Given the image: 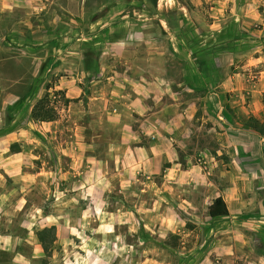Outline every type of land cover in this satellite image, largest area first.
Segmentation results:
<instances>
[{"label": "rangeland", "instance_id": "obj_1", "mask_svg": "<svg viewBox=\"0 0 264 264\" xmlns=\"http://www.w3.org/2000/svg\"><path fill=\"white\" fill-rule=\"evenodd\" d=\"M70 18L104 21L82 56H24ZM134 84L160 89L145 103L164 139L116 100ZM46 95L55 119L32 120ZM122 135L154 149L148 168L110 157ZM20 148L40 170H0V264H264V0H0V149ZM83 151L106 164L64 154Z\"/></svg>", "mask_w": 264, "mask_h": 264}, {"label": "crops", "instance_id": "obj_2", "mask_svg": "<svg viewBox=\"0 0 264 264\" xmlns=\"http://www.w3.org/2000/svg\"><path fill=\"white\" fill-rule=\"evenodd\" d=\"M28 2H31V0H27ZM22 6L23 5V1H22ZM78 6V5H77ZM77 8V9H76ZM75 10L69 9L67 8L68 12H70L71 15H73V13H77L75 14L76 17H80L82 19L83 17V13H84V5H80L78 7H76ZM58 17V16H56ZM74 18H70L68 21H61V20H57L56 21V25H57V33H52V34H42V37H44L43 40H46L48 38V36H51V40H46L44 41V45L41 44V46L39 47H30L33 48V51H24V56H30L32 55V57L38 58V55L41 54L39 53L41 51L42 48L46 47V45H49L50 50H47L45 52L46 56L50 59H65L67 58V56H72V55H76V56H82V49L86 48V44L90 41V38L93 37H98L99 35H101V29L104 28V21H102L101 25L99 26V19H97L95 22L92 23H86L85 24V28L83 29L81 27V25H79V23L76 20H73ZM101 22V21H100ZM96 24V25H95ZM91 29V30H90ZM95 31V32H93ZM43 40H40L41 42H43ZM28 47V46H27ZM37 48V49H36ZM48 48V47H47ZM40 50V51H39ZM85 52V51H84ZM73 79V78H72ZM67 84H70L69 82ZM60 88L63 87V85L61 84L59 86ZM64 93H65V97L66 98H73L74 97V89L71 85H64ZM80 89V88H77ZM116 92L115 95L117 96L116 100L121 99L120 101H124V103H127V101L129 102V105L131 107H133V110H136L137 112L141 113L142 111L144 112V115H146V113H148V110L146 108V98L149 97L151 98V101H155L157 102L158 100H161V96H158V93L160 92V89H157L155 86L153 85H145L142 86L140 84H134V94H132V96H128L127 93H123L124 89H122L121 87H116ZM81 91V90H80ZM80 96V92L76 97ZM90 99H95L97 102L98 101V97L97 96H93ZM81 100V99H80ZM142 108V109H141ZM144 108V109H143ZM71 107L70 104L68 106V108H66L67 112H70ZM68 115L71 116V113H69ZM110 119V118H109ZM115 120V119H114ZM111 121H113V119H111ZM117 121V120H116ZM116 122H112L111 124H115ZM142 124L146 125L144 127V132H143V136H149L153 131L156 132L155 135H151L152 138H155V136H159V139H164L165 135H167V127H164V123L160 122H154L150 116L147 117V115L145 116V118L142 120ZM159 126V128L157 127ZM131 137L138 138L140 137L139 135H132ZM79 138L81 137H77V139L79 140ZM158 138V137H156ZM129 138L122 135L121 137V144H120V149L115 150L113 147L114 146H110L111 148L110 150V157H113L114 160H117L118 162L122 160L121 165H125V166H135V168H137V166H139V168L143 167L148 168L145 166L146 162H150V156L152 154H155L154 149L150 146L149 148H145V149H139L140 150V154H143V163L141 162V159L138 158L139 155H137V157H135V150H129ZM64 152H66L65 150H63ZM147 152H149L147 155ZM71 153V152H70ZM64 153L67 156H74V162L75 164H79L80 167H82V165L86 164L87 167L90 168V170L92 171H99V169H101L103 167L104 164H106V161L104 162V160H101L99 157H97L95 155V153L92 152H82L80 154H74V153ZM132 153V165L130 162H127L128 159V154ZM30 154H32L30 152V150H28V148H20V149H16V150H2L0 149V170L5 172V173H20L21 171H27L26 169H28L29 167H32L34 170L38 169V171L40 170L37 162H34V160H36V154L33 153L32 158L30 157ZM134 154V155H133ZM39 155V154H38ZM43 155H48V157L52 156H56V153L53 151L50 152H45L43 153ZM33 161V162H32ZM152 165V163H151ZM54 169H56V165H54ZM43 169V168H41ZM144 169V168H143ZM151 169V166H150ZM51 171V169H50ZM12 176V175H10ZM93 187V186H92ZM91 187V188H92ZM94 197V196H93ZM97 197V196H96ZM45 218H49V217H45ZM53 218V217H52ZM55 221L56 219L53 218ZM65 223H67V221L65 220ZM50 224H54V221L50 222Z\"/></svg>", "mask_w": 264, "mask_h": 264}, {"label": "trees", "instance_id": "obj_3", "mask_svg": "<svg viewBox=\"0 0 264 264\" xmlns=\"http://www.w3.org/2000/svg\"><path fill=\"white\" fill-rule=\"evenodd\" d=\"M49 104L50 103H49V99L47 95L38 99L35 102L31 110V113H30L31 119L34 121H39V122H42V121L47 122V121L54 120L56 117V113L53 107H50ZM228 214H229V211H228L227 205L221 196L215 197L208 206V215L211 218H222V217L228 216ZM48 229L50 231H53L54 227L52 226ZM52 237H54V234L52 235ZM39 239H40V242L42 243L43 250L47 251L45 237L42 234H40Z\"/></svg>", "mask_w": 264, "mask_h": 264}]
</instances>
